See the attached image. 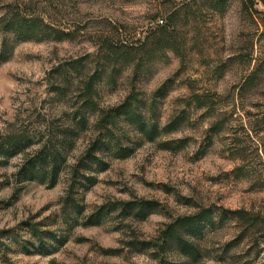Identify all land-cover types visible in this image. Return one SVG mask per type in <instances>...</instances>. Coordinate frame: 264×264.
I'll use <instances>...</instances> for the list:
<instances>
[{
  "label": "rangeland",
  "instance_id": "374dc122",
  "mask_svg": "<svg viewBox=\"0 0 264 264\" xmlns=\"http://www.w3.org/2000/svg\"><path fill=\"white\" fill-rule=\"evenodd\" d=\"M167 1L186 0H0L1 11L19 9L72 33L70 39L62 36L64 41L51 37L19 43L12 59L0 67V136L31 117L32 122L46 114L62 119L63 101L50 93L52 69L88 56L89 68L104 66L99 53L112 42L131 46L144 39L156 24L157 8ZM163 7L175 8L172 3ZM185 19L179 23L188 40L185 66L170 52L148 76L134 80L127 67L117 85L103 82L99 92L101 105L113 107L133 89L150 98L173 80L171 94L160 101L162 124L182 112L187 122L163 141L184 140L186 147L168 151L158 143L146 144L132 158L112 162L87 193L86 213L78 225H68L63 217L65 180L56 188L33 183L15 195L17 188L7 182L22 158H14L0 168V231L15 230L25 241L31 239L28 222L44 223L69 241L51 255L35 249L29 255L23 246L5 240L0 264H157L130 244L152 240L174 219L202 208L264 213V0H231L222 14L204 7L196 20ZM195 95L202 97L204 109L197 108ZM135 198L157 201L162 210L143 223L121 225L114 215L103 226H85L100 208ZM234 235L229 227L214 236L211 254L198 264L253 261L258 252L252 242L238 249L236 257L222 255ZM259 251L258 264H264V245Z\"/></svg>",
  "mask_w": 264,
  "mask_h": 264
},
{
  "label": "trees",
  "instance_id": "16d2710c",
  "mask_svg": "<svg viewBox=\"0 0 264 264\" xmlns=\"http://www.w3.org/2000/svg\"><path fill=\"white\" fill-rule=\"evenodd\" d=\"M230 1L163 2L154 15L155 26L144 39L131 46L112 42L99 53L98 56L104 57L101 59L104 66L89 68V56L55 66L49 77L50 93L63 101L62 119L54 120L46 114L40 115V121L32 122L31 117L30 121H22L18 129L0 136V168L7 167L16 157L22 158L13 182L12 178L7 182L17 188L15 195L33 183L56 188L65 180L63 217L68 225H78L80 217L86 213L87 193L99 184V176L109 171L112 162L132 158L146 144L158 143L161 149L168 151L184 149V140L163 141L179 132L187 122V114L182 112L166 125L162 124L160 101L171 94L173 80L163 84L150 98L133 89L121 104L113 107L101 105L99 88L103 82L117 85L127 67L133 70L134 80L148 76L153 65L167 60L170 52L185 66L188 40L179 23L183 18L196 20L204 7L222 14ZM165 3H172L175 8L165 10ZM247 7L245 1L244 8ZM17 10L11 7L0 10V67L12 59L19 43L51 37L64 41L62 36L70 39L71 32L58 31L44 18ZM193 101L199 109L206 107L201 96L195 95ZM161 210V204L153 200L120 201L100 208L88 218L85 226H103L114 215L121 225L143 223ZM26 225L30 240H19L15 230L0 231V250L6 247L3 241L11 240L23 246L29 255L31 249L40 255H51L69 241L66 235L49 230L44 223ZM229 227L234 228L235 235L222 255L236 257L238 249L252 242L258 252L253 261L231 259L233 264H258L259 249L264 245V213L245 209L202 208L196 214L174 219L156 238L136 240L130 245L137 253L150 254L157 264H198L211 254L213 237Z\"/></svg>",
  "mask_w": 264,
  "mask_h": 264
}]
</instances>
